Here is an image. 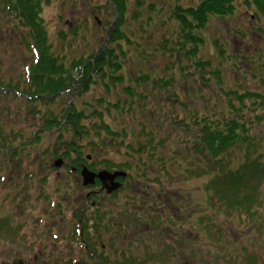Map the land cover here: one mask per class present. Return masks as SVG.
I'll list each match as a JSON object with an SVG mask.
<instances>
[{
    "label": "rangeland",
    "instance_id": "rangeland-1",
    "mask_svg": "<svg viewBox=\"0 0 264 264\" xmlns=\"http://www.w3.org/2000/svg\"><path fill=\"white\" fill-rule=\"evenodd\" d=\"M145 1L140 2L143 4L141 9L144 11L142 17H145L147 12L152 13L158 20L167 19L170 15L167 7V5L171 4L170 0H159L158 3L151 2L153 0H147L148 3H145ZM172 1L173 3L182 4V6H193L199 3V0ZM135 2L136 0H132L133 5ZM150 3L154 4V8L162 6L164 8L163 11L153 10L149 5ZM109 4L108 0H49V3L43 9L42 16L48 29L50 40L55 42L54 45L64 48V51L70 57L69 59L86 58L89 54L92 55L94 50L97 49L99 51L102 45V47H105L106 30L109 22H113L115 17L113 7ZM127 14L128 31H135L149 52L154 50L161 32L155 31L156 26L148 25L147 30L151 35H148L146 40L142 39L138 20L131 18V11H128ZM96 17L99 19H96ZM10 20H12L10 15L0 11V39L6 37V34L9 33L6 28L9 29V26L12 25ZM74 25L79 26L80 29V34L77 36L76 41L72 40V35L67 40L62 41L59 32L62 30L67 31ZM82 25L83 27H80ZM157 27L160 29L162 26L158 25ZM198 31H201L200 35L203 36L201 37L203 41L199 43L198 56L199 58L210 60V65L207 66L206 72L203 73L205 77L201 78L200 72L193 66H186L181 72L178 67H176V70H172L175 64L182 68V61L180 63L177 62L179 56L175 63H172L173 65L170 64L173 67L166 71L165 67L167 66L168 58L151 56L150 59L148 56L147 59L139 60L143 57L138 58L137 50L134 47H128L132 54L130 56L133 59L132 61L129 58L125 59L126 68L121 73L125 82L128 84L131 82L135 89L139 86V82L135 81V78L139 76L140 72H145L144 70H139L141 68L145 69L146 73L159 74L160 77L175 74L177 78L175 82L171 81V85L157 89L156 93L152 91L151 88L153 86L150 83H142L139 89L149 90L147 96L150 102L145 100V104L148 103L145 111L139 109L141 108L140 104H144V101L139 99L138 105L132 110L137 115L131 117L130 120L128 111L119 113L116 112V108H113V115H120L117 118V122L125 123L126 126L131 125V122L138 124L139 119L142 117H144L143 120H148V128L151 127L158 132L157 139L154 141V145L158 150L161 153L166 152L167 154L168 152L170 154L173 153V155L178 152L175 154L174 163L168 160V169L174 174L177 168L179 174L171 178V175L164 173L158 162H156L157 166H155L148 154H144L141 157L146 163L138 159H131L133 164L132 175L123 181L124 184L118 193L108 195L105 192H96L99 194L96 202L99 203L98 208L102 215L101 221L95 218L91 220L94 229L92 228L90 231L96 233L97 230L94 225L98 224V229L105 233L102 242L106 243V252H108L110 258L108 259L109 263L102 261L103 264H224L219 254L220 247L210 238L211 234H207L203 228L194 226L199 222L213 224L212 219H215V209L207 201L205 189V183L211 175L197 177L195 175L191 176V173L188 172L187 177H185L183 174L185 166H189V164L195 165L196 162L193 158L185 162L184 159L188 157V153L187 151L181 153L180 149L182 146L179 145L182 144V133L188 135L193 132L190 129L198 127L195 123L191 127H187L184 125L186 121L191 124L195 115L202 117L206 113L219 114L225 111L224 108H227V97L222 91L237 88L241 91L250 89L264 92V21L258 14H254L252 9L245 6L243 0H240V4L232 15L224 17L212 15L208 18L205 27L195 32L197 33ZM10 33L16 35L15 37L9 36V39L14 40H18L17 38L21 35L19 31L11 28ZM93 34H101L100 46L96 39L99 35ZM143 35L147 36L145 33ZM9 39L6 41L4 49L3 45L0 44V51L3 50L0 52V60L4 58L3 64L5 66V68L0 66V83L9 78L21 80V73L27 65L23 63L30 60V51L24 46L25 42L23 41L24 45L21 43L22 46H20L18 45L19 43L14 41L13 46ZM70 44L71 46H69ZM109 44L110 42L108 41ZM10 47H13V50ZM219 48H221L220 51ZM8 50L10 52L7 57L6 52ZM156 53L159 55L157 51ZM97 54L96 52L92 58L94 59ZM218 69H220L219 74L221 77L215 76ZM70 71L74 73L76 69ZM78 78L79 76L76 79ZM6 87L10 88V86ZM118 87L116 93H119L121 98L129 99L130 97L124 90L123 85L118 84ZM85 92L81 101L87 100L90 102L89 106H91L95 96H99L100 93L104 92L101 79L99 78L96 87L94 86ZM62 96L57 103L64 102V106L67 107L68 102L73 100V96L69 92ZM44 100V96L30 102L22 97L19 100L11 99L10 96L2 94L0 91V147L3 145H15V143L27 144L25 153L30 157L29 162L27 157L14 156L10 158L8 153L0 151V264H10L14 257L13 249L21 250V248L10 244L12 238L17 236V230L15 229L20 224L21 226L24 224L23 226L28 228L31 226L33 216L37 215V212L33 209V202H35L33 193L35 188L40 185L39 163L51 158L52 151H48L47 148H52L54 151L56 147L59 150L57 130L53 132L52 130L40 132L36 130L37 127H42V125L38 126L41 123L36 122L35 118L39 116L37 113L38 107L39 105L42 106L41 104ZM122 100L124 101L125 99ZM89 115L95 120L98 118L94 117L93 109H90ZM24 117L27 118L24 119ZM252 128V134L257 138L258 144H260L258 153L255 156L264 161V120L261 123L256 121ZM62 135L64 139H70L67 131H64ZM162 139L164 143H160ZM87 145L89 146V144ZM82 150H84V147ZM74 152L72 151L71 154ZM124 152L125 149L121 145L98 144L97 152H91V161L98 162L96 166L101 169L105 166V160L112 159L117 163L125 161L127 157L130 159L128 155L127 157L124 155ZM57 156L62 157L61 155ZM57 156L53 154L51 159L54 160ZM230 156L232 162L225 167L224 171L230 165L233 168L241 167V164L247 159V155L241 146L234 149ZM21 160H25V163L21 162ZM48 169H51L52 173L59 171L57 176L55 175L49 180V184L53 185L56 183V186L61 185L68 189V195L63 192L60 198L69 206L77 205L82 207L84 196H86L87 192L80 188L79 183L76 181L79 178L76 175L74 177L65 167L58 169L53 164L51 166L49 164L46 170ZM30 170H34L35 174L27 181L25 174ZM189 176L191 178H188ZM249 181L255 182L254 178ZM251 182L247 188V184L245 185L246 189L244 191L247 194V198L250 199V204H253L249 206L253 217L258 216L259 208L264 211V181L259 184V193L257 191L253 192L251 187H249ZM51 185L48 186L51 190H54ZM98 188L99 186L97 185V188L93 190ZM149 191L153 193H150L148 200L146 194ZM158 194L161 195L160 199H163L165 195L169 199L167 208H164L168 212L167 219L162 208L164 205L157 203L160 200L156 198ZM184 195L185 198L183 197ZM219 203L220 201L217 200L216 205ZM83 206L90 208L87 201ZM222 206L220 205V207ZM9 213H12L11 218L6 220V216ZM48 213L51 214L53 211L50 209ZM71 213L72 208L70 207L66 214L61 215L58 219L55 218V222L61 220L60 224L65 226L66 229H70L69 220L71 219ZM226 215L234 223V218L229 213ZM161 218H163L161 224L164 226L163 228H158L154 225L153 219L159 221ZM219 220L218 226L223 227L224 230L228 222L230 224V221L227 222L223 215L219 216ZM183 224H188L189 228H183ZM234 226L240 235L245 233L241 225L234 223ZM246 229L250 230L246 231L243 236H246L249 241L255 238L258 242L264 233V222L259 227L261 234L252 225ZM227 231L228 229L225 230V234H227ZM257 234H260L259 237L255 236ZM168 241L173 249L177 248L178 250L180 245L181 252L177 257L174 254H169L168 256L158 254L157 256H152L154 260H138L143 258L139 256L131 261L130 257H128L130 252L124 253L123 249L131 250V252L140 255L151 254L152 251L156 250L167 251ZM131 243L137 245V247H133ZM251 243L255 245L256 241L252 240ZM75 245V242L71 243V247L74 249ZM114 246L119 248L122 253L114 255L112 251ZM82 256L88 262L96 264V256H88L87 252L82 253ZM18 258L19 256L16 255V260ZM60 259L62 257L54 258L51 264H63ZM25 263L30 264L31 262L25 261ZM37 264H44V262Z\"/></svg>",
    "mask_w": 264,
    "mask_h": 264
},
{
    "label": "trees",
    "instance_id": "trees-1",
    "mask_svg": "<svg viewBox=\"0 0 264 264\" xmlns=\"http://www.w3.org/2000/svg\"><path fill=\"white\" fill-rule=\"evenodd\" d=\"M141 1L143 0H136L133 5L132 0H109V3L114 5L118 13V22L109 35L108 41L110 44L105 46V48L102 45L99 51L97 49L94 50L93 54H89L86 58L69 59L70 57L66 54L64 48L54 45L55 42L50 40L49 32L42 16L43 9L49 3V0H0V11L10 15L12 19L10 20L12 25L9 26V29L6 28V30H9V33L6 34V37H2L4 40L0 39V44L4 47V41L6 42L10 35L12 37L16 36L10 33L11 28L19 31L21 34L20 37L17 36L18 40L9 39L13 43V46L15 42L22 46L21 43L24 41L25 45L24 43L23 45L30 51V60L23 63L27 65L21 73V80L9 78L2 81L0 84L5 85H0L3 87L0 90L2 94L16 100L22 97L28 102L36 101L35 96L45 95L46 98L41 104L43 107L39 105L37 112L39 115L37 118L43 121L42 127L37 128H42L44 131L57 130L59 142L69 144V147L82 150L83 145L84 150L80 151L82 157L78 153L79 156L77 155L76 160L84 161L85 159L86 165L91 170H98L96 166L98 162L91 161V152H97L98 144L123 146L125 149L124 155L126 157L128 155L130 159L127 157L125 161L117 163L112 159H108L104 162L105 169L128 171V176L120 178L121 180H125L132 175L133 164L131 159H138L146 163L141 157L144 154H148L155 166H157L156 162H158L164 173L171 175V178L179 174L177 168L174 174L168 169V160L174 163L175 154L178 152L173 155V153L167 152L166 154V152L161 153L158 150L154 145L158 132L151 127L148 128V120H143L144 117H142L139 119L138 124L131 122V125L126 126L125 123L121 124L117 122V118L120 115H113V108H116V112L119 113L128 111L130 113V120L131 117L137 115L132 110L138 105L139 99L144 101L143 105L140 104L141 108L139 109L145 111L148 105V103L145 104V100L150 102L147 96L149 90H140L139 88L142 83H150L153 86L151 88L152 91L156 93L157 89L162 86L171 85V81L175 82L177 78L175 74L160 77L159 74L146 73V70L141 68L139 70H144L145 72H140L139 76L135 78V81L139 82L138 88L135 89L131 82L129 84L125 82L124 76L121 73L126 68L125 59L129 58L131 61L133 59L130 56L132 54L128 47H134L137 50L138 58L143 57L139 60L147 59L148 56L150 59L151 56L155 58L162 56L168 58V63L165 67L166 71L173 67L170 64H174L179 56L177 62L180 63L182 61V68L175 64L172 70H176V67H178L181 72L184 67L193 66L200 72V78L205 77L203 73L206 72L205 69L210 65V60L199 58V43L203 41V38H201L203 36L200 35L201 31L197 33L195 31L204 28L208 18L212 15L219 17L232 15L240 4V0H199L197 5L182 6V4L173 3L170 0L171 4L167 5L170 15L167 19L158 20L150 12H147L145 17H142L144 11L141 9L143 5L140 3ZM243 1L245 6L252 9L254 14H258L264 21V0ZM151 2L158 3L159 0ZM145 3H148L147 0ZM149 5L153 10L159 12H162L164 9L162 6L154 8V4L152 3ZM128 11H131L132 19L138 20L142 39L146 40L148 35H151L147 30L148 25L156 26L155 31L161 32L156 41V48L151 52L148 51L135 31H128L129 27L126 23ZM83 25L80 27H83ZM158 25L162 27L158 29ZM143 33L147 36H144ZM59 34L62 41L67 40L70 35H72V40L76 41L77 36L80 34V29L79 26L74 25L71 29L67 31L62 30ZM93 35H99L96 39L100 46L101 34ZM10 48L13 50V47ZM220 50L221 48H219ZM96 52L98 54L93 59L92 56ZM1 62H3L2 60H0V64H3ZM72 69H79L80 78L76 83H73V75L76 72L70 71ZM216 72L215 76L221 77L219 74L220 69ZM98 77L101 79L104 92L100 93L99 96H95V100L89 106L90 102L87 100L82 102L81 98L86 93L85 91H89L94 86H97L99 82ZM118 84L123 85L124 90L130 97L129 99L125 97L121 98V95L116 93L117 88H119ZM6 86L15 88L13 90L18 91L20 95H17L15 91L6 90ZM66 92L71 93L73 96V100L68 102L67 107L64 106V102L57 103L59 98L63 97L62 95H65ZM222 92L227 97V108H224L225 111L219 114L206 113L202 117L195 115L191 124L187 121L184 124L187 127H191L195 123L198 127L190 129L193 132L188 135L182 133V144L179 145L182 146L180 152L184 153L187 151L188 153V157L184 161L187 162V160L190 161L193 158L196 162L195 165L189 164V166H185L183 174L185 177H187L188 172L191 173V176L195 175L197 177L211 175L205 183V189L207 201L212 207H215L217 200L224 206L237 205L239 207V205L243 206V204L252 206L253 204H250V199L247 198V194L244 191L248 187V184L245 189L243 188V184L248 183L249 180L243 179L240 174H248V176L252 177L255 173L264 171V161L255 156L258 153L260 144L257 141H251L253 135L251 131L255 122L261 123L264 120V92L250 89L241 91L237 88ZM122 99L125 100L123 101ZM90 109H93L94 117H98L96 120L89 115ZM64 131H67L70 139H64L62 135ZM160 143H164V140H160ZM26 145L17 144L15 149L10 145H3L0 147V151L1 149L9 148V151L6 153L9 154L10 158L22 156L27 157L29 161L30 157L25 153ZM239 146L245 151L247 159L244 160L240 168L224 171L226 164L231 159V152ZM54 153L57 155L56 150L52 152V154ZM87 155L90 158H87ZM21 162L25 163V160H21ZM38 167L41 173L39 178L40 185L35 188L34 193L38 198H43L46 195V190H48V185H51L49 184V180L52 178H49L50 169L46 170L48 168L47 161H42ZM34 174V170L28 171L25 174V179L29 181ZM191 176L188 178H191ZM51 186L56 191H51L46 195L45 199L48 202L58 201V197H60L63 191L65 195H68V189H62L61 185L56 186L55 183ZM249 187H252V190H254V186L249 185ZM49 189L51 188L49 187ZM148 195L150 196L151 194ZM183 197L185 198V195ZM45 199L44 201L46 202ZM62 202L61 198L60 202L56 204L59 205L60 210ZM92 209H94V212H99L97 206ZM163 212L166 214L167 219L168 212L166 210H163ZM11 215L12 213H9L6 216V220L11 218ZM162 220L163 218L159 221L153 219V223L158 228H163L164 225L161 224ZM35 221H38V219L36 218ZM83 227H87L86 222H84ZM213 229L218 230L216 226H213L209 227V232H212ZM131 244L133 245V243ZM46 249L47 246H44L43 253L45 258L48 257ZM101 260L109 263L106 257H101ZM70 263L71 259L65 262V264ZM79 264L82 263L79 262Z\"/></svg>",
    "mask_w": 264,
    "mask_h": 264
},
{
    "label": "flooded vegetation",
    "instance_id": "flooded-vegetation-1",
    "mask_svg": "<svg viewBox=\"0 0 264 264\" xmlns=\"http://www.w3.org/2000/svg\"><path fill=\"white\" fill-rule=\"evenodd\" d=\"M3 152H8L9 148L1 149ZM85 163H80V168ZM79 178V180L76 181L82 186V182L80 179L79 174L74 173V177ZM21 176V175H20ZM23 177V176H21ZM97 185L99 188L97 190H93L97 188ZM102 184L97 182L92 188H88L85 190H91L94 193H101L105 192L104 189H101ZM118 190L113 191L118 192ZM96 193V194H97ZM106 193V192H105ZM153 193V192H152ZM108 194V195H111ZM99 196V194H97ZM33 196L35 198V202H33V209L37 212L38 215L33 216V220H31V226L28 228H25V226H21V224L15 229L17 236H14L11 240L10 245H14L19 249H13L14 251V257L10 264H26L25 261H30V264H37V263H43L44 264H51L54 261V258H72L74 255V248L71 247V243L73 242L72 229H66L65 226L60 224V221L55 222V219L52 217V214H49V210H52L53 205L45 202L44 200L40 202L39 198L35 193H33ZM161 195H157V199H160ZM84 199L92 205L93 197L90 196H84ZM63 201V200H62ZM59 202V200H58ZM64 202V201H63ZM163 202L164 207L163 209L168 205L169 199L166 197L163 199H160L157 203ZM65 203V202H64ZM96 203V202H95ZM215 212V219H212L213 224H203L198 223L196 224V228L200 227L203 228L204 231L208 234H211V237L217 246L220 247L219 254L221 255L223 259L224 264H264V233L262 234L260 240L257 242L255 238H252L251 241H256L255 246H252L251 241H249L246 236H243L246 231H249L250 229H246L249 226H253L259 229L260 225L264 222V211H262L259 208V214L258 216H253L250 212V208L246 209V207L241 208L240 206H222V207H213ZM230 209L229 211H227ZM165 210V209H164ZM84 213L86 215V220L89 222V224L93 227V224L91 223V220L93 218H99L101 217L100 214H98V211L94 212V209L91 208H84ZM100 212V210H99ZM227 213L230 214L234 218V223L237 225H241L242 230L245 231L243 235H240L238 231L235 230L234 223L231 222V220L228 219ZM44 214L46 217V220L44 221H35V218L39 215ZM165 214V213H164ZM223 215L228 221H230V224L226 225V229H228L227 234H225V230L223 227L218 226L219 216ZM59 216V215H58ZM75 216V215H74ZM79 217H82L80 214L76 215ZM262 217V218H259ZM61 217V216H59ZM223 219V218H222ZM225 220V219H224ZM70 225H72L71 222H69ZM96 226V225H94ZM216 226L218 230H212V232H209V227ZM20 228V229H19ZM4 231V230H3ZM230 233V235H229ZM56 234V235H55ZM259 234V235H260ZM259 235H255L256 237ZM4 236V235H3ZM2 236V237H3ZM105 233L102 232V230L96 231V233L92 234L90 238V245L93 246V250L87 247V253L88 256H96L100 259V257H106L107 252L104 249V243L102 242V239L104 238ZM62 245V246H61ZM44 246H47L46 252L48 253V257H44ZM181 251L180 245L178 248ZM117 253H114L116 255ZM133 255V253H131ZM16 255L19 256V258L16 260ZM23 255V256H22ZM82 255V253H81ZM21 256V257H20ZM178 254H176V257ZM24 257V258H23ZM82 262H86V259H82ZM99 264V263H96Z\"/></svg>",
    "mask_w": 264,
    "mask_h": 264
},
{
    "label": "water",
    "instance_id": "water-1",
    "mask_svg": "<svg viewBox=\"0 0 264 264\" xmlns=\"http://www.w3.org/2000/svg\"><path fill=\"white\" fill-rule=\"evenodd\" d=\"M117 21V17L114 20L113 24L109 28L107 32V37L111 33L115 23ZM60 159L55 161L56 166H60ZM81 175L83 179V184H93L95 182V178L99 179L106 187L107 192H111L112 190L116 189L119 186V183L115 181V178L118 176H124L125 172L123 171H108L106 169L100 170L99 172L95 173L90 171L87 167H83L81 170ZM108 181V184H107Z\"/></svg>",
    "mask_w": 264,
    "mask_h": 264
}]
</instances>
